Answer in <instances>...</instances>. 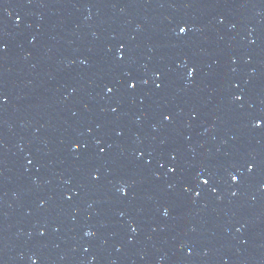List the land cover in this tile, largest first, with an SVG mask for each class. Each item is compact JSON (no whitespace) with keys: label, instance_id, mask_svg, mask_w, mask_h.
Here are the masks:
<instances>
[{"label":"water","instance_id":"95a60500","mask_svg":"<svg viewBox=\"0 0 264 264\" xmlns=\"http://www.w3.org/2000/svg\"><path fill=\"white\" fill-rule=\"evenodd\" d=\"M34 262L264 264V0H0V264Z\"/></svg>","mask_w":264,"mask_h":264},{"label":"snow or ice","instance_id":"6c2138e0","mask_svg":"<svg viewBox=\"0 0 264 264\" xmlns=\"http://www.w3.org/2000/svg\"><path fill=\"white\" fill-rule=\"evenodd\" d=\"M20 18L19 17H17V20H19ZM178 29H179V33L180 34H183V33H185L186 32V29H185V26H179L178 27ZM189 75L191 76L192 75V71H189ZM145 83H146V81H145ZM128 87L129 88H135V84L132 82V81H129V83H128ZM157 87H160V85H157ZM109 91H110V89H109ZM235 99L236 100H240L241 99V97L239 96V95H237L236 97H235ZM164 119L167 121V120H169L170 119V117L169 116H164ZM261 120H256V122H255V126L256 127H260L261 126ZM104 151V149H101V152H103ZM252 165L251 164H249L248 165V168H249V171H251L252 170ZM175 171V169L174 168H172V167H170L169 168V172H174ZM94 179L96 178L95 176L93 177ZM231 179H232V181L233 182H236L237 181V177L235 176V175H233L232 177H231ZM201 183L202 184H208L209 183V181L208 180H205V179H202L201 180ZM120 191L123 193L124 192V189L123 188H121L120 189ZM233 195H235V193H233ZM86 235H88L89 233H85ZM34 264H35V262H34Z\"/></svg>","mask_w":264,"mask_h":264}]
</instances>
